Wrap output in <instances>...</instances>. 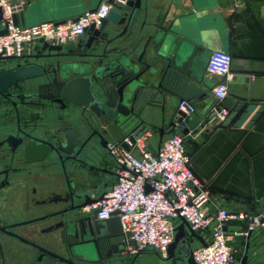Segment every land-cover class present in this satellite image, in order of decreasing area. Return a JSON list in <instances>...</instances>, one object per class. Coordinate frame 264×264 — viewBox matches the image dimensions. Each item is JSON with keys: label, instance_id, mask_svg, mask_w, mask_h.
<instances>
[{"label": "water", "instance_id": "obj_1", "mask_svg": "<svg viewBox=\"0 0 264 264\" xmlns=\"http://www.w3.org/2000/svg\"><path fill=\"white\" fill-rule=\"evenodd\" d=\"M147 15L146 0H124L113 4L101 23L97 27L86 29L77 41L64 44L43 42L34 53L19 58H3L4 64L0 67L1 94L11 96L13 85L35 82L39 91L45 88V95L34 92L28 96L44 95L41 97L44 100L53 99L63 113L59 116L40 115L29 127L20 128L5 138L0 136V165L10 164L15 160L27 164L40 163L55 156V146L63 153L69 151V146L77 144V132L72 128H64L63 125L70 119V114L66 112L76 109L85 111L90 119L98 123L99 141L95 144L91 141L87 145L89 152L86 157L103 164H108L111 159L108 149L110 144H118L129 150L130 147L123 139L128 137L133 142L134 133L138 130L155 127L158 131V148L163 138L175 131L176 122L185 124L183 134L194 130L203 122L210 107L208 94L213 87L203 63L205 42L172 26L160 28L150 22ZM235 16L238 18L239 14ZM62 21L64 19L55 22ZM13 22L17 24L15 15ZM151 25L156 26L157 30L149 35L147 43H151L155 53L146 57L147 43L140 50H136L137 41L139 43L137 35L145 32ZM5 33L6 24L2 23L0 6V35ZM183 99L194 104L203 103L202 110L196 115L177 110L178 103ZM256 106V102L237 103L217 125L208 141L236 116L238 117L233 126L241 125ZM263 110L264 102L256 108L246 127H250ZM152 121H159V125ZM56 138L60 140L56 142ZM9 170L14 171L12 168H5L3 171ZM105 175H113V172L106 170ZM8 183L11 181L6 180V184ZM72 183L73 181L67 183V188L73 193V198H69V201L79 199L81 202L74 206L72 210L75 212L71 214H67L72 211L70 209L55 212H66L67 235H77L80 228L82 235L88 236L85 242L76 244L79 251L85 254L91 250L89 243L96 236L105 238L114 252L123 251L128 233L123 232L117 216L98 219V210L82 212L79 218L76 214L78 209L102 198L104 191L94 196L87 191L92 187L89 180L84 179L78 187L71 185ZM20 224L21 222H8L0 225V231L14 238H21L8 230ZM194 240L203 246L207 245L202 231L192 229L181 218L174 227V236L166 256L149 251L133 255L132 262L196 264L192 256ZM248 241L249 239L246 241V249L249 247ZM9 244L11 243H6ZM232 264H248L247 252Z\"/></svg>", "mask_w": 264, "mask_h": 264}, {"label": "crops", "instance_id": "obj_2", "mask_svg": "<svg viewBox=\"0 0 264 264\" xmlns=\"http://www.w3.org/2000/svg\"><path fill=\"white\" fill-rule=\"evenodd\" d=\"M23 1L21 9L15 13L17 25L20 26L73 19L84 11L95 8L101 2V0ZM146 3L148 20L153 24L159 25L160 28L172 26L205 42L206 51L203 56L205 68L211 50L218 49L231 55L228 91L221 101L229 113L240 101L256 102V108L264 102V0H146ZM237 13L238 18L235 16ZM156 30L157 27L151 25L145 32L138 34L139 43L137 41L136 50H140L147 43L149 35ZM145 46L146 57L152 56L155 52L151 43L148 42ZM206 74L213 85L221 79L207 70ZM208 99L211 105L214 102L212 91L208 94ZM202 107L203 103H196V110L192 114H198ZM256 108L241 125L233 126L238 117L236 116L229 125L220 128L209 141L217 125H208L205 131H200L202 127L200 124L186 134L180 130L184 136L186 150L190 154L193 171L208 181L214 198L228 209L264 212V110L250 127H246ZM242 111L243 109L240 112ZM152 122L159 125V121ZM146 129L150 132L148 138L150 148L156 150L158 131L155 127ZM175 131L179 130L176 128ZM58 183L57 177L50 174L31 175L26 177L22 184H18L16 180L12 183V190H7L1 198L0 219L16 221L21 218L24 189L30 190L35 187L38 191L47 190ZM30 195L31 193L28 198ZM38 211V207L30 205L27 215L32 217ZM40 226L28 225L19 230L30 238L44 242L37 234ZM226 227L228 230L242 229L244 222L227 221ZM202 235L205 240L208 233L203 232ZM199 245H201L199 241L194 240L193 247ZM233 246L237 250L236 261L240 260L246 251L248 264H264V231L253 230L245 239L237 236ZM6 252L11 258L17 254L11 244L6 246Z\"/></svg>", "mask_w": 264, "mask_h": 264}, {"label": "built area", "instance_id": "obj_3", "mask_svg": "<svg viewBox=\"0 0 264 264\" xmlns=\"http://www.w3.org/2000/svg\"><path fill=\"white\" fill-rule=\"evenodd\" d=\"M23 2L0 0L2 23L6 24V33L0 35V67L3 58L34 53L43 42L64 44L76 40L89 27H97L112 5L123 0H101L95 8L60 23L43 21L20 26L13 22V16ZM206 70L221 79L212 87L214 102L200 131L208 125H218L229 113L221 101L228 91L231 55L222 50L211 51ZM177 110L192 114L196 108L193 102L183 99ZM175 126L179 131L165 136L156 150L150 148V132L146 128L134 133L133 142L128 137L123 139L129 150L110 144L114 180L102 198L83 206L82 212L98 210V219L117 216L123 232L128 233L123 250L128 255L156 251L166 256L174 227L182 218L192 229L208 233L207 245L193 247L196 264H232L237 260L235 237L245 239L253 230L264 231V212L222 206L214 198L208 181L191 167L190 154L180 133L184 123L176 122ZM227 221H243L244 227L228 230Z\"/></svg>", "mask_w": 264, "mask_h": 264}, {"label": "flooded vegetation", "instance_id": "obj_4", "mask_svg": "<svg viewBox=\"0 0 264 264\" xmlns=\"http://www.w3.org/2000/svg\"><path fill=\"white\" fill-rule=\"evenodd\" d=\"M34 92H42L45 95L46 90L43 88L39 91L35 82H22L12 86L11 93L13 95L11 96L0 93L1 138H5L10 133L14 134L20 128L29 127L37 121L40 115L55 114V116H59L63 113L57 108L53 99L44 100L41 98L44 95H39L40 97L28 96ZM66 114H70V119L63 126L74 129L78 139L75 146L67 148L69 151L63 153L58 146H55L53 152L55 156L40 163L27 164L15 160L10 164L0 165V201L7 190H12V183L16 180L18 184H22L26 177L31 175L50 174L57 177L59 181L55 187L47 190L38 191L32 187L30 190L22 191L24 196L22 216L14 221L21 222V224L8 228L9 231L21 238H14L12 235L0 231V264H135L132 262L133 255H128L124 251L114 252L113 247L103 237L93 238L94 240L89 243L91 250L85 254L83 251H79L77 243L85 242L88 236H83L80 228L77 235H67L66 233L65 217L67 214L75 212L72 209L81 202L79 199L69 201V198H73V193L67 188V183L73 181L71 185L78 187L81 185L79 182L84 179L89 180L92 187L87 191L96 196L100 192H105L114 180L113 175L105 176L106 170L113 172L112 159H109L108 164H103L86 157L89 152L87 145L91 141L93 144L99 141L97 121L90 119L88 113L79 109L66 112ZM87 139L88 141H86ZM55 140L58 142L60 139L56 138ZM5 168H12L14 171H3ZM16 177L19 178L16 179ZM6 180H10L11 183L6 184ZM30 193L31 197L28 198ZM66 199L68 201L65 202ZM30 205L39 209L32 217L27 215ZM64 209L72 211L67 214L66 212L55 213ZM76 214L79 218L82 215V208L78 209ZM8 222L12 221L0 219V225ZM35 224L41 225L37 234L43 238L44 242L30 238L19 230L22 227ZM7 242H10L16 249L17 254L14 258L7 255ZM146 252L149 251L144 253Z\"/></svg>", "mask_w": 264, "mask_h": 264}]
</instances>
